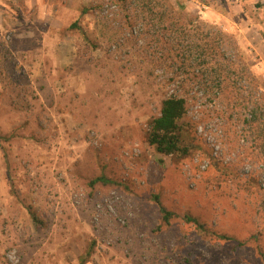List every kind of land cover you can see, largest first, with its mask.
<instances>
[{"label": "rangeland", "instance_id": "rangeland-1", "mask_svg": "<svg viewBox=\"0 0 264 264\" xmlns=\"http://www.w3.org/2000/svg\"><path fill=\"white\" fill-rule=\"evenodd\" d=\"M93 1L0 0V264H264V0H171L225 34L188 74L157 22ZM172 93L186 157L147 142Z\"/></svg>", "mask_w": 264, "mask_h": 264}, {"label": "trees", "instance_id": "trees-1", "mask_svg": "<svg viewBox=\"0 0 264 264\" xmlns=\"http://www.w3.org/2000/svg\"><path fill=\"white\" fill-rule=\"evenodd\" d=\"M112 3L125 11L126 17L133 23L140 18L144 21L157 22L158 24H153V26L160 25L165 30L160 40L166 47L167 56L172 62L171 66L175 67L177 61L181 60L178 69H181L183 73H191L190 69L193 68V65L191 67L188 60L191 53L196 51L201 57H204L201 65H209L212 63V59L218 60L217 56L221 54V40L219 38H221V34L225 35L224 32L221 30L217 33H213L211 30L205 31L203 24L199 22V18L189 13L184 4H178L176 7L171 0H112ZM104 4L105 1L101 0L99 3L93 1L91 4L83 5L81 16L92 13L98 8H103ZM70 28L83 31V34L86 33L79 24V20L74 21ZM218 64L213 68L216 75L221 77L223 71L220 64L222 63L219 62ZM186 112L187 99L182 94L172 93L162 99L160 114L150 121L147 131V142L157 152L186 157L197 147L190 128L183 123ZM2 138L0 135V141ZM97 181L109 182L105 177H98L92 183ZM155 198L159 203L162 219L168 223L174 213L159 202L158 196ZM185 218L199 228L204 227V224L196 217L187 215ZM33 219L37 221L35 215H33ZM220 237L232 239L226 234H220ZM91 253L92 251L88 250L81 257V263H84L86 257H90Z\"/></svg>", "mask_w": 264, "mask_h": 264}, {"label": "built area", "instance_id": "built-area-1", "mask_svg": "<svg viewBox=\"0 0 264 264\" xmlns=\"http://www.w3.org/2000/svg\"><path fill=\"white\" fill-rule=\"evenodd\" d=\"M210 144H211L210 147H212L213 150H214V153H213L214 157H218V156L220 157L222 155V151L220 149V145L218 143H210ZM224 161H226V162L230 161V157H228ZM195 163H198V158H196ZM209 164H210V162L208 160H202L200 162V165H199V168H200L199 173H201L202 171L206 170L208 168ZM187 170H189L188 166H187ZM199 176H200V174H195L193 176H190L191 177V186L194 187V185H195L194 178L195 177H199ZM13 255H14L13 252H10L9 256L13 257Z\"/></svg>", "mask_w": 264, "mask_h": 264}]
</instances>
